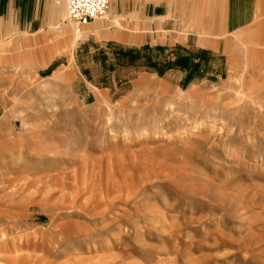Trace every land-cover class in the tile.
Returning <instances> with one entry per match:
<instances>
[{
    "label": "rangeland",
    "instance_id": "obj_1",
    "mask_svg": "<svg viewBox=\"0 0 264 264\" xmlns=\"http://www.w3.org/2000/svg\"><path fill=\"white\" fill-rule=\"evenodd\" d=\"M58 6L0 42V264H264L260 30L161 52L116 0L83 37Z\"/></svg>",
    "mask_w": 264,
    "mask_h": 264
},
{
    "label": "crops",
    "instance_id": "obj_2",
    "mask_svg": "<svg viewBox=\"0 0 264 264\" xmlns=\"http://www.w3.org/2000/svg\"><path fill=\"white\" fill-rule=\"evenodd\" d=\"M116 3L122 14L132 15L127 19L133 24L148 22L151 36L161 32L165 39L173 35L182 39L156 43L163 51H166L163 47L182 46L191 54L192 48L203 47L199 43L191 45L190 37L226 38L252 28L264 36V0H116ZM63 15L64 9L57 0H0V42L23 36L55 37L57 28L64 24ZM215 45L213 42L209 46Z\"/></svg>",
    "mask_w": 264,
    "mask_h": 264
},
{
    "label": "built area",
    "instance_id": "obj_3",
    "mask_svg": "<svg viewBox=\"0 0 264 264\" xmlns=\"http://www.w3.org/2000/svg\"><path fill=\"white\" fill-rule=\"evenodd\" d=\"M57 4L66 7L69 21L80 30L92 22L104 19L109 12L111 0H57Z\"/></svg>",
    "mask_w": 264,
    "mask_h": 264
},
{
    "label": "trees",
    "instance_id": "obj_4",
    "mask_svg": "<svg viewBox=\"0 0 264 264\" xmlns=\"http://www.w3.org/2000/svg\"><path fill=\"white\" fill-rule=\"evenodd\" d=\"M161 52H163V49H158ZM131 53L130 56L133 58V60L141 59L142 56L140 53L134 54L133 51H129L127 54ZM193 64V60L191 58H178L175 59L174 61L170 60H165L162 62L154 61L151 56L148 57V66L151 69L156 70L160 75L165 74L168 70L174 69V68H180V69H185V70H193L190 69V65ZM190 71V73H191Z\"/></svg>",
    "mask_w": 264,
    "mask_h": 264
},
{
    "label": "bare ground",
    "instance_id": "obj_5",
    "mask_svg": "<svg viewBox=\"0 0 264 264\" xmlns=\"http://www.w3.org/2000/svg\"><path fill=\"white\" fill-rule=\"evenodd\" d=\"M76 34H78V35H82V30L80 29V30H77V27H76ZM98 259H100V258H98ZM101 262V261H100Z\"/></svg>",
    "mask_w": 264,
    "mask_h": 264
}]
</instances>
